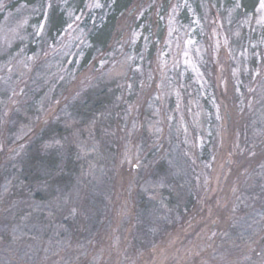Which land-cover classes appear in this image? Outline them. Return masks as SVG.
<instances>
[{"label": "rangeland", "instance_id": "obj_1", "mask_svg": "<svg viewBox=\"0 0 264 264\" xmlns=\"http://www.w3.org/2000/svg\"><path fill=\"white\" fill-rule=\"evenodd\" d=\"M15 1L0 0V264H264L262 1L238 17V2L171 0L152 60L124 35L111 68L104 57L87 70V20L102 0L81 13L50 0L70 6V25L47 46L42 6ZM114 78L117 99L76 118L67 100ZM37 134L38 175L27 176Z\"/></svg>", "mask_w": 264, "mask_h": 264}, {"label": "trees", "instance_id": "obj_2", "mask_svg": "<svg viewBox=\"0 0 264 264\" xmlns=\"http://www.w3.org/2000/svg\"><path fill=\"white\" fill-rule=\"evenodd\" d=\"M50 0H16L13 3V6L16 7L21 5L22 3L30 6L36 3L42 6V11L37 16L35 21L39 24L46 20L45 22L48 25V31L51 37L45 38L44 46H47L45 43L50 42V39L55 40L56 36H60L67 26L70 24V18L68 16V7L63 5V2L53 3L52 6H47V3ZM71 4L74 6L76 13H81L85 11L88 7L89 0H69ZM103 7L102 15L100 17L90 16L87 20L89 29L87 35V47L84 51V57L81 61V68L83 70H87L89 67L97 64L101 58L108 57L109 64L107 68H111L114 65L115 58L112 56V49L114 47V53L116 54L118 50L115 48V45L120 44L119 40L124 38V35L128 37L127 45L129 48H132V52L135 55L142 54L146 59L152 60L158 51L159 45L164 43L165 31H166V15L169 13L171 0H162L161 4H157L156 6H152V0H150V5L143 12L142 16L137 20L135 17L136 6L144 5L143 0H102ZM202 0H197L195 4L200 3ZM220 2L223 1L225 7L230 9L235 6V3H239L238 8H236L235 14L238 17H242L245 14L254 12L259 6L262 0H210ZM48 8V10H47ZM6 13V7L3 10H0V21L4 17ZM190 12L187 7H184L180 13V17L183 18L185 22H187V18L189 17ZM124 21L127 22L128 27H123ZM39 26V25H38ZM124 31V33H123ZM138 35V38L135 37ZM55 36V37H54ZM133 38L135 40H133ZM133 41V42H132ZM28 46L30 47L29 52H27V56L33 54L40 46H42V42H40L39 38H37L36 42L32 40ZM4 55V54H3ZM2 57V55H0ZM256 60V58H255ZM257 61V60H256ZM119 79H112V82H100L97 86H92L85 92L84 94L78 98L72 100L69 98L67 101L72 109V113L74 116L80 121L85 122L88 118L93 117L99 110L107 109L111 102L117 99L119 95ZM112 87H115L114 89ZM6 85H3L0 89V93H5ZM118 89V90H117ZM69 109V108H68ZM79 121V120H78ZM79 121V122H80ZM56 122V121H55ZM81 122V123H82ZM55 128L53 132L62 133L65 130V125L63 122H56ZM42 135L37 134L34 138V142L29 149V154L24 158L26 162L25 173L27 176L38 175V165L40 163V156L34 153L33 149L37 151V142L40 140ZM46 136V134H45ZM255 162L257 160H254ZM28 164V165H27ZM49 164L53 165V162L49 160ZM23 172V174H24ZM65 174L62 176L61 181L58 183L62 185L65 181L67 182L68 178ZM176 195L171 192L169 199L167 200L168 207L174 208L178 203L175 199ZM157 200V199H156ZM159 203V201H157ZM142 204V203H141ZM161 204V203H160ZM140 205V204H139ZM142 207V206H141ZM180 211H186L191 209L189 204L186 207H181ZM147 210H144L146 212ZM174 212V211H173ZM168 215V212L166 213ZM176 215V213L174 214ZM186 216V214H184ZM188 216V215H187ZM169 217V216H168ZM217 218V217H216ZM194 222V221H192ZM144 227V226H143ZM178 230V229H177ZM172 231V230H171ZM170 232L167 230L165 234ZM174 234V230L172 231ZM164 234V235H165ZM164 235H162L163 240H160V245H164L167 243L171 234L168 233L165 239ZM161 237V238H162ZM213 242V241H212ZM211 242V243H212ZM209 249V246L207 250ZM253 254V258H257L258 251L250 250ZM204 256V252L202 254ZM205 257V256H204ZM198 256H196V260H198ZM255 261V259H252ZM209 261L207 263L209 264ZM206 262V261H205ZM252 262V261H250ZM186 264V263H179ZM191 264H196L191 263Z\"/></svg>", "mask_w": 264, "mask_h": 264}, {"label": "snow or ice", "instance_id": "obj_3", "mask_svg": "<svg viewBox=\"0 0 264 264\" xmlns=\"http://www.w3.org/2000/svg\"><path fill=\"white\" fill-rule=\"evenodd\" d=\"M96 6H99L98 4ZM261 7H264V0H262Z\"/></svg>", "mask_w": 264, "mask_h": 264}]
</instances>
